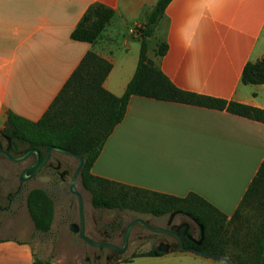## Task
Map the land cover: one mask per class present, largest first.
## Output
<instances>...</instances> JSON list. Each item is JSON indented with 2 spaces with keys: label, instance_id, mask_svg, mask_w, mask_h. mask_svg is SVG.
<instances>
[{
  "label": "crops",
  "instance_id": "0c3cea01",
  "mask_svg": "<svg viewBox=\"0 0 264 264\" xmlns=\"http://www.w3.org/2000/svg\"><path fill=\"white\" fill-rule=\"evenodd\" d=\"M156 2L0 0V130L7 112L37 122L89 51L111 64L103 87L121 97L138 62L136 31ZM94 4L111 9L112 19L95 44L72 40ZM161 43L167 50L157 56ZM146 55L180 90L264 110V84L240 82L244 66L264 55V0H171L147 39ZM263 159V123L132 96L90 172L159 195H197L229 219ZM36 255L28 242L0 239V264H39ZM198 256L176 251L150 259L224 264Z\"/></svg>",
  "mask_w": 264,
  "mask_h": 264
},
{
  "label": "trees",
  "instance_id": "16d2710c",
  "mask_svg": "<svg viewBox=\"0 0 264 264\" xmlns=\"http://www.w3.org/2000/svg\"><path fill=\"white\" fill-rule=\"evenodd\" d=\"M170 1L157 0L146 17L143 28H139L140 51L137 66L121 97H115L103 87L111 70V64L93 51H89L83 56L79 65L37 122H31L12 112H7L6 122L4 128L0 130V135L10 139L12 147L9 154L12 156L18 155L25 149H36L41 154V150L48 146L59 147L79 155L83 160L79 172L80 182L86 190L92 192L93 207H106L113 199L123 203L132 201V198H118L117 195H113L116 188L132 191V196L135 195L138 198L137 208L150 211L153 216H158L162 212H167L169 215L173 212H182L188 215L203 228V240L196 249L216 256H226L222 249H217L214 242L216 233H209L204 218L200 214L203 213L202 209L205 207L217 214L220 221L224 223L234 220L242 209L252 203L256 202L264 207V159L249 183L238 208L229 219L197 195L190 194L182 199L159 195L96 178L90 172L104 141L123 119L127 103L132 96L224 110L229 114L264 124V110L180 90L147 58V39L152 36L155 25L161 19ZM112 17L111 9L100 4L91 5L72 30L70 38L74 41L95 44ZM166 50L167 46L161 43L157 46L155 54L162 56ZM240 82L243 85L264 84V55L256 62H249L244 66ZM92 122L95 126L104 124L106 128L105 134L97 144L89 136L91 133L89 125ZM18 144H26V147L19 149ZM26 204L35 227L40 231H47L51 209L45 193L41 190H32L26 198ZM262 234L264 237V230ZM184 246L192 245L187 242ZM261 246H264V238ZM260 252H262L261 258L250 263L238 262L231 257L230 259L235 264H264V248H261ZM159 254L155 251L148 255L157 256Z\"/></svg>",
  "mask_w": 264,
  "mask_h": 264
},
{
  "label": "rangeland",
  "instance_id": "374dc122",
  "mask_svg": "<svg viewBox=\"0 0 264 264\" xmlns=\"http://www.w3.org/2000/svg\"><path fill=\"white\" fill-rule=\"evenodd\" d=\"M148 44L152 47L153 41L148 42ZM89 126L91 131L89 136L97 144L106 132L105 125L95 126L92 122ZM0 143L3 146L6 145L1 135ZM25 147L26 144H18L19 149ZM52 155L58 157L64 163H69L72 171L77 166V160L71 156L59 152H53ZM30 162L31 157L26 161L14 163L0 156V203L6 204L5 195L7 193L12 194L20 185L19 192L12 197L11 208L5 213H0V239H19L30 243L36 250L39 264H105L104 257L108 254L109 249L92 247L80 239L78 234H73L68 230L70 224L79 221L77 199L68 191L71 175L61 181L53 171L43 168L31 179L20 183L18 175ZM74 188L82 197L84 226L88 238L96 242H103L109 236L108 242L120 246L123 231L132 220L139 218L162 225L169 216V213L162 212L156 220H152L153 215L150 211L137 208L138 198L135 195V198L132 196V191L120 190L119 188L114 189L115 194L113 195H117L118 198H132V201L128 199L129 202L123 203L113 199L110 200L108 206L95 208L91 204L92 192L82 186L79 175ZM32 190L43 191L50 202L51 219L45 232L35 227L31 214L27 209L26 198ZM202 211L203 213L199 214L204 218L209 233H216L214 242L217 249H222L227 257L229 256V258H234L242 263H250L261 258L262 252L260 251L261 248H264V246H261L264 238L262 234L264 230V207L256 202L252 203L242 209L234 220L225 221L224 223L220 221L217 214L205 209V207ZM174 220H185L194 234L198 231L197 226L182 215H176ZM220 228L222 229L221 232ZM159 239L170 243V245L165 244L170 247L168 252L164 253L157 250V248H161L155 247ZM155 251L160 254L157 256L148 255ZM176 251L181 250L171 238L152 233L136 224L130 231L125 253L109 263H172L164 262L162 259L150 258L161 257ZM202 259L209 260V263H220L207 258Z\"/></svg>",
  "mask_w": 264,
  "mask_h": 264
},
{
  "label": "water",
  "instance_id": "95a60500",
  "mask_svg": "<svg viewBox=\"0 0 264 264\" xmlns=\"http://www.w3.org/2000/svg\"><path fill=\"white\" fill-rule=\"evenodd\" d=\"M7 146L5 149H3L2 144L0 143V155L5 157L7 160L14 162V163H20L23 161H26L29 156L31 154H35L36 159L35 162L31 165L28 166L26 168H24L19 176V182L23 183L26 180L31 179L32 177H34L44 166V164L47 161L48 155L50 154L51 151H55V152H59L68 156H71L73 158H75L77 160V166L71 176V179L69 181V185H68V191L69 193H71L72 195H74L77 199V206H78V217H79V221L78 223H72L69 225L68 230L73 233V234H78V236L80 237V239H82L85 243H87L88 245L92 246V247H96L98 249H102V248H109L114 250L115 255L119 256L125 253L127 247H128V241H129V234L130 231L132 229V227L136 224H139L141 226H143L144 228H146L147 230L154 232V233H168L171 234L172 236H174L177 239V247L179 248V250L184 251V252H191V253H195L201 257L207 258V259H211L214 261H218L224 264H235L229 257L227 256H216L201 250H198L194 247H184L183 246V242H182V238L185 237V234L188 230V225L187 224H183L184 230L182 233H178L177 230L180 228L179 226H174L172 225L171 228H175L176 231H166L164 229H160V228H155V227H151L149 226L144 220L142 219H134L132 220L130 223H128V225L125 227L124 231H123V237H122V246L118 247L114 244L111 243H106V242H96L90 238H88L85 234V226H84V217H83V201H82V197L81 194L74 188L75 185V181L79 175V172L82 168L83 165V160L82 158L77 155V154H73L68 150L59 148V147H54V146H48L46 148V155L45 157L40 160V156H39V151L36 149H26L22 155L17 156V157H13L10 156L8 154V149L10 147V139L8 138H4ZM28 171H31L28 174ZM181 212H173L169 215V219L167 224L170 225L172 219L174 218L175 215L180 214ZM193 220V219H192ZM195 222V220H193ZM196 223V222H195ZM199 230H200V238L198 240H195L192 236L187 235V238L195 245V246H199L203 240V228L201 225H198ZM170 249V247L168 245H165L163 248H157V250H160L162 252H168V250Z\"/></svg>",
  "mask_w": 264,
  "mask_h": 264
},
{
  "label": "flooded vegetation",
  "instance_id": "af4514ba",
  "mask_svg": "<svg viewBox=\"0 0 264 264\" xmlns=\"http://www.w3.org/2000/svg\"><path fill=\"white\" fill-rule=\"evenodd\" d=\"M5 140V139H4ZM6 142V141H5ZM3 146V145H2ZM6 146H7V143H6V145L5 146H3V149H5L6 148ZM11 147H12V143H11V141H10V147H9V149H8V154H9V151H10V149H11ZM26 150V149H25ZM24 150V151H25ZM24 151H21L18 155H16V156H13V157H17V156H20V155H22L23 154V152ZM41 154H40V152H39V156H40V160H42L44 157H45V155H46V149H44V150H41ZM53 152H55V151H51L50 152V154L48 155V158H47V161H46V163L44 164V166H43V168H46V169H50L51 171H53L54 173H55V175H56V177L59 179V180H61V181H64V179L66 178V177H68L69 175H71L72 176V174H73V172H74V170L72 171V168H71V166H70V164L69 163H64L62 160H60L58 157H55V156H53L52 155V153ZM10 155V154H9ZM1 156V155H0ZM10 156H12V155H10ZM1 157H3V156H1ZM31 157V162L29 163V165L28 166H31L34 162H35V159H36V156H35V154H31L30 156H29V158ZM5 158V157H4ZM28 158V159H29ZM28 166H26V167H28ZM25 167V168H26ZM42 168V169H43ZM23 170V169H22ZM31 171H28V174L30 173ZM21 173V172H20ZM20 173H19V175H18V179H19V176H20ZM71 179V178H70ZM20 186V185H19ZM19 186H18V188H19ZM16 189L12 194H10V193H7L6 195H5V202H6V204H1L0 203V213H5V212H7L10 208H11V204H12V197H14L18 192H19V189ZM177 215H182L183 217H185L186 219H189L191 222H193L196 226H197V228H198V231L197 232H195V234H194V232L192 231V229H191V227H190V225L188 224V222L187 221H185V220H178V221H175L174 220V218L176 217V215L174 216V218L172 219V221H171V223H170V225H168L167 224V222H168V219H169V216H168V218H167V220L162 224V225H158V224H155L154 222H152V221H150V220H144L149 226H151V227H155V228H160V229H164V230H166V231H176V229L175 228H171V226L172 225H174V226H179L180 228L177 230V232L180 234V233H182L183 232V230H184V227H183V224H187L188 225V230H187V232H186V234H185V237H183L182 238V242H183V246H184V244H186L187 242L188 243H190L192 246H189V247H194V248H197V247H199V246H195L188 238H187V235H190V236H192L195 240H198L199 238H200V230H199V227H198V224L197 223H195L193 220H192V218H190L188 215H186V214H184V213H180V214H177ZM158 217L157 216H152V220H156ZM143 227V226H142ZM144 228V227H143ZM146 229V228H145ZM147 230V229H146ZM149 231V230H148ZM151 232V231H150ZM152 233H154V232H152ZM156 234H161V235H164V236H167V237H169V238H171L172 240H173V242H174V244L175 245H177V239L174 237V236H172L171 234H168V233H156ZM122 237H123V235H122ZM107 239H105V240H103V242H106V243H110V242H108L109 241V236H107L106 237ZM202 243V242H201ZM111 244H113V243H111ZM165 244H168V245H170V243H168L166 240H161V239H159L158 241H157V244H156V246L155 247H164L165 246ZM115 245V244H114ZM116 246H118V245H116ZM122 246V243H121V245L120 246H118V247H121ZM185 247V246H184ZM105 249H109V248H105ZM118 256H116L115 255V252H114V250H112V249H109V252H108V254L107 255H105V257H104V261H105V264H113V263H109L110 261H112L113 259H116Z\"/></svg>",
  "mask_w": 264,
  "mask_h": 264
},
{
  "label": "built area",
  "instance_id": "2783aa9c",
  "mask_svg": "<svg viewBox=\"0 0 264 264\" xmlns=\"http://www.w3.org/2000/svg\"><path fill=\"white\" fill-rule=\"evenodd\" d=\"M138 31V30H137ZM136 31V33L139 35V33ZM140 36V35H139Z\"/></svg>",
  "mask_w": 264,
  "mask_h": 264
}]
</instances>
